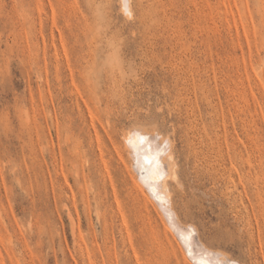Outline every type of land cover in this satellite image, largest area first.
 Returning <instances> with one entry per match:
<instances>
[{"label": "rangeland", "instance_id": "374dc122", "mask_svg": "<svg viewBox=\"0 0 264 264\" xmlns=\"http://www.w3.org/2000/svg\"><path fill=\"white\" fill-rule=\"evenodd\" d=\"M130 3L0 0V264H264V0Z\"/></svg>", "mask_w": 264, "mask_h": 264}, {"label": "bare ground", "instance_id": "6f19581e", "mask_svg": "<svg viewBox=\"0 0 264 264\" xmlns=\"http://www.w3.org/2000/svg\"><path fill=\"white\" fill-rule=\"evenodd\" d=\"M131 1V0H130ZM131 4V3H130ZM132 6V5H131ZM131 10H132V7H131ZM132 15V14H131ZM141 17V16H140ZM143 19V18H142ZM116 51V52H115ZM113 50V52L115 53V54H118L117 53V50ZM136 130V129H135ZM131 132V131H130ZM129 132V133H130ZM133 133H135L134 131H132ZM131 132V133H132ZM144 132V131H143ZM128 133V134H129ZM138 134L137 135H139V133H141V131H139V132H137ZM130 135L131 134H129V137H130ZM148 135V134H147ZM133 135H131V137H132ZM152 136V135H151ZM160 136V135H159ZM138 138H136V140H134V136H133V138H132V140H134V141H129V143L130 142H133L132 144H129L130 146L131 145H133V149H135V150H133V149H131V150H133V153H134V151H136V162H137V168L139 169V170H141L142 171V169L143 168H145V171L144 172H141V173H145V176L147 177V178H149V181L150 182H152V183H155L154 185H153V187H154V189L158 192V194L157 195H159L161 198H162V202H163V199H166V198H168L169 199V186H168V180L170 179V178H172L173 180L174 179H176L177 178V173H176V170H175V167H176V165H175V163H174V161H173V153H171L170 151H171V149H170V151H169V149L165 146H159L158 144H157V142H155V141H153L152 139H150L149 137H147V136H145V135H141V137H139V136H137ZM125 138H127V136L125 135ZM160 138H163V137H160ZM127 139H130V138H127ZM145 140H147L148 142H147V144H145L144 143V141ZM169 140V139H168ZM126 141V140H125ZM128 141V140H127ZM157 141V140H156ZM160 141V140H159ZM163 141V140H162ZM161 141V142H162ZM170 141V140H169ZM165 143H166V141H165ZM164 143V144H165ZM167 143H168V141H167ZM166 143V144H167ZM170 143H171V141H170ZM126 144H128V142L126 143ZM169 145V144H168ZM128 146V145H127ZM131 148V147H130ZM133 153H130V154H132L133 155ZM135 154V153H134ZM132 157H134V156H132ZM135 162V163H136ZM144 170V169H143ZM129 172H130V170H129ZM136 172V171H135ZM132 173V172H131ZM137 173V172H136ZM135 173V174H136ZM131 175V174H130ZM134 175V174H133ZM133 175L131 176L132 178H133ZM153 175H155L156 177H152ZM135 176V175H134ZM143 176V175H142ZM139 177H140V175H139ZM145 177V178H146ZM137 179H138V177H137ZM140 179V181L139 182H143V180H144V176L143 177H141V178H139ZM141 179H143V180H141ZM134 180V179H133ZM135 181L137 182V180L135 179ZM145 181V180H144ZM146 182V181H145ZM144 182V183H145ZM132 183H134L133 181H132ZM138 183V182H137ZM136 183V184H137ZM139 184H141V183H138V187H139ZM136 186V185H135ZM143 186V185H142ZM147 186V185H146ZM152 187V188H153ZM140 188V187H139ZM143 190H145L144 188H143ZM155 191V192H156ZM159 196L157 197V196H155L157 199L159 198ZM154 197V196H153ZM170 197H171V195H170ZM171 199V198H170ZM157 201V200H156ZM170 201V200H169ZM172 201V200H171ZM158 202V201H157ZM161 202V201H160ZM161 202V203H162ZM153 204H155L154 202H153ZM159 204V203H158ZM165 204V203H164ZM170 204V203H169ZM168 204V205H169ZM159 205H162V204H159ZM166 205V204H165ZM170 206V205H169ZM162 207V206H161ZM168 207V206H167ZM166 208V207H165ZM164 209V208H163ZM168 209H169V207H168ZM164 211V210H163ZM174 211H172V213H173ZM172 213H169V214H172ZM168 214V215H169ZM165 215H166V213H165ZM173 217H174V215H173ZM164 218V217H163ZM171 221H172V216H171ZM171 221L169 222V224H171ZM173 222V221H172ZM175 223H176V221H175ZM181 223V222H180ZM173 226V224H171V227ZM176 226V225H175ZM174 227V226H173ZM177 227H179L178 225H177ZM182 228V227H181ZM173 229H175V228H173ZM176 230H177V228H176ZM175 232V231H174ZM182 232H183V230H182ZM180 234H182V233H180ZM179 234V235H180ZM183 234H184V236H185V239H186V237L188 238V244H189V248L192 250V248L194 249V246H193V242L191 241V237H190V235H191V233H187L186 231H184L183 232ZM190 234V235H189ZM184 244H186V242L184 243ZM192 248H191V247ZM198 247V246H197ZM198 251H199V249H198ZM202 251L204 252V250L202 249ZM192 252H193V250H192ZM205 253V252H204ZM195 254V253H194ZM206 254V253H205ZM192 255H193V253H192ZM197 256L199 257V258H201L202 260L201 261H203L204 259V255L203 254H197ZM209 256V255H208ZM207 256V257H208ZM211 256V255H210ZM213 257V256H212ZM211 257V258H212ZM215 257V256H214ZM198 258V260H200ZM217 258V257H216ZM194 259V258H193ZM215 259V258H214ZM207 261H208V259H206ZM195 261V260H194ZM214 261V260H213ZM216 261V260H215ZM200 262V261H199ZM206 261L204 260V263H205ZM212 262V261H211ZM211 262H208V264H213V263H211ZM205 264H207V263H205Z\"/></svg>", "mask_w": 264, "mask_h": 264}, {"label": "snow or ice", "instance_id": "6c2138e0", "mask_svg": "<svg viewBox=\"0 0 264 264\" xmlns=\"http://www.w3.org/2000/svg\"><path fill=\"white\" fill-rule=\"evenodd\" d=\"M122 7L125 15L131 16L130 0H122ZM147 142V140L144 141L145 144H147ZM187 240L188 238L186 237V241ZM201 264H204V261H201ZM215 264H236V262L230 259H217Z\"/></svg>", "mask_w": 264, "mask_h": 264}]
</instances>
